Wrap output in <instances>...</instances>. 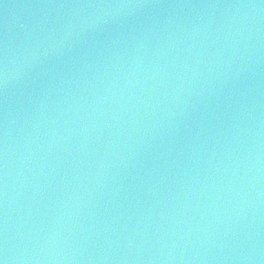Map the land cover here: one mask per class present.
Instances as JSON below:
<instances>
[{
    "label": "water",
    "instance_id": "1",
    "mask_svg": "<svg viewBox=\"0 0 264 264\" xmlns=\"http://www.w3.org/2000/svg\"><path fill=\"white\" fill-rule=\"evenodd\" d=\"M3 264H264V0H0Z\"/></svg>",
    "mask_w": 264,
    "mask_h": 264
},
{
    "label": "snow or ice",
    "instance_id": "2",
    "mask_svg": "<svg viewBox=\"0 0 264 264\" xmlns=\"http://www.w3.org/2000/svg\"><path fill=\"white\" fill-rule=\"evenodd\" d=\"M0 264H3V261H0Z\"/></svg>",
    "mask_w": 264,
    "mask_h": 264
}]
</instances>
